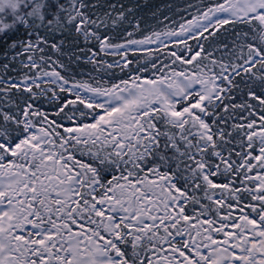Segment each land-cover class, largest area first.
<instances>
[{"label": "snow or ice", "instance_id": "1", "mask_svg": "<svg viewBox=\"0 0 264 264\" xmlns=\"http://www.w3.org/2000/svg\"><path fill=\"white\" fill-rule=\"evenodd\" d=\"M0 264H264V0H0Z\"/></svg>", "mask_w": 264, "mask_h": 264}]
</instances>
